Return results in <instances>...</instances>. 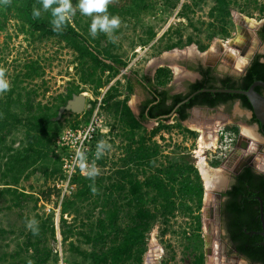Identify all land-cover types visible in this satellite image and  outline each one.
Returning a JSON list of instances; mask_svg holds the SVG:
<instances>
[{
  "label": "trees",
  "instance_id": "trees-1",
  "mask_svg": "<svg viewBox=\"0 0 264 264\" xmlns=\"http://www.w3.org/2000/svg\"><path fill=\"white\" fill-rule=\"evenodd\" d=\"M241 1L214 0L218 16L209 23V26L212 29L217 27L216 34L229 37L227 26L231 11L234 6L242 9ZM248 2L250 5L256 0H248ZM164 4L165 8L176 6L169 2ZM152 9L154 6L148 0H110L107 12L109 16L121 17L130 13L136 16ZM255 9L264 16V7L257 6ZM34 10L40 11L38 17L33 15ZM188 12L194 11L189 5L184 4L181 16L186 17ZM51 21V10L43 8L42 0H0V33L4 32L11 22H15L18 33L28 36L33 41H56L61 45L65 44L66 48L76 53L81 84L93 86L97 95L100 89L110 84L126 68V64L119 57L112 55L108 48H103L104 51L97 48L99 41H95L88 33L89 24L81 27L78 21L72 24L69 20L61 30H53ZM260 36L264 41V28ZM153 37L154 35L150 33V38ZM193 42L190 39L188 44ZM175 48H182V43L169 44L164 50L171 51ZM23 69L25 73L15 75L6 97L0 99V172L4 178H9L5 183L8 188L0 191V195L4 192L11 196L14 207L19 209H23L30 201L37 206L40 200H36L33 195L25 193L24 189L18 187L24 177L26 179L31 175L40 174L45 178L46 183H51L50 185L62 177V153H57L55 144L62 133L60 128L62 122L57 121L58 111L74 95L84 92L79 84L73 82L65 94L57 97L58 105L39 102L37 101L39 91L37 89L29 91L27 88H22L21 84L25 80L35 81L41 78L44 68L37 60H30L25 63ZM106 72L109 74L104 80ZM200 72L203 78L191 84L189 92L185 95H169L166 86L172 81L173 74L166 67L158 69L153 77L154 83L151 77H145L144 80L150 86L145 85V87L153 92L154 98L143 104L139 116H135L128 105L129 98L134 92V83L131 79H127L125 91H121L116 85L104 95L103 108L122 126L126 133L124 138L129 144L125 150L124 165L114 171V177H95V175L74 177L73 184L76 189L63 199L60 210L61 242L62 245L67 243L70 245V252L78 254L84 261H91L90 264H143L147 252L148 234L160 219L168 224L177 213L193 216L197 225L196 237L201 238L202 221L198 213L203 207L205 187L200 171L193 161L190 162V157L183 155L180 157L177 150L165 155L164 146L153 140L161 132L172 128L182 129L191 138H196L198 136L196 133L182 126V123L189 118V110L193 106L232 107L239 102L243 109L253 112L252 105L245 96L207 92L196 95L176 110L175 126L165 124L170 120L168 117L164 119L165 116L173 113L179 103L198 90L246 91L254 82H264V55L257 56L240 78L209 77L210 72L203 68H200ZM256 90L264 94L263 89ZM169 99L172 100L170 104ZM91 104L95 106L96 103L91 102ZM14 109H18L20 113L15 114ZM92 112L93 108L88 115L90 116ZM67 114L73 115L65 113L62 118ZM154 119L158 126L149 132L144 124ZM88 121L89 119L84 120L83 123L74 121L71 127H78ZM254 122L260 124L255 116ZM18 125H22L25 130V140L19 148H16L8 144V139ZM260 127L264 133V126L260 124ZM231 130L238 131L236 127H231ZM111 134V132L105 135L99 134L95 143L110 141ZM161 138L165 140L164 137ZM182 149H184L182 146L178 149L180 154ZM161 158L164 161H161ZM219 165H221L219 161L213 163L215 167ZM60 193L50 186L41 192V198L48 202L51 196L59 198ZM228 194L227 208L232 216L229 232L232 238L239 242L236 246L237 250L254 264H264L260 213L262 202L264 215V176L248 168L237 178ZM85 208L88 210L83 213ZM66 215L75 216V229L64 219ZM38 220L40 223L35 225L38 231L34 234L32 230L27 240L18 245V251L14 254H3L2 260L6 264H49L52 261L55 250L45 243L48 236L52 241L57 240L54 215L48 216L45 220L42 218ZM6 234V230L0 229V236ZM74 237L90 246V251L69 242ZM189 264H204V254L193 257Z\"/></svg>",
  "mask_w": 264,
  "mask_h": 264
},
{
  "label": "rangeland",
  "instance_id": "rangeland-1",
  "mask_svg": "<svg viewBox=\"0 0 264 264\" xmlns=\"http://www.w3.org/2000/svg\"><path fill=\"white\" fill-rule=\"evenodd\" d=\"M78 2L79 0H72L73 8H75L76 11L71 16L70 21L72 24H75V22L78 21L81 27H85L86 24L91 25L92 17L80 13L79 9L76 7ZM148 2L152 3L154 9L143 11L136 16H133L131 13L121 17L117 16L120 18L121 24L120 27L113 32H98V34L93 37L90 34V26L87 25L90 36L95 41H99V47H96L102 51H104L103 48H108L112 55L119 57L120 60L126 64V68L122 73L113 79L110 84L106 85L103 89H100L98 95L93 86L89 84H81L79 76L80 66L76 60V53L69 48H66L65 44L61 45L56 41H33L32 39H29L28 36L18 33V28L16 27L15 22H11L7 29L0 33V72H3L4 77L10 84V88L15 80V75L25 73V70L23 69L25 63L30 60H37L44 68L43 76L35 81L25 80L21 84L22 88H27L29 91L34 89L39 91L37 101L58 105L57 97L65 94L66 90L73 82L81 86L84 94H88L86 97V107L82 114H73L74 116L67 114L65 118L59 120L62 122L60 127L62 132L65 129L70 128L74 121H81V123L86 119H89L90 121L95 113H97L101 120L105 121L108 131L107 133L109 134V132H111L112 136L110 141H96V143L93 144L94 150H91L92 152H90L93 156H90L89 154L88 162L92 163L94 168L92 169L91 175L88 177H91L92 175H95V177H114V171L124 165L123 160L126 156L125 150L129 141L124 138L126 133L122 126L114 119L112 114L103 108L102 102L104 95L112 86L118 85L121 91H125L127 76H130V73H136L138 76H143L146 73L152 74L156 68L153 64L161 57L163 59L164 53L169 52L164 50L169 44L177 42L182 43V48H175L173 49L174 51H186L189 48H193L197 52L195 56L201 55V57H199L200 60H205V54L211 50L215 51L216 54H218V50H222L221 53L223 52V54L227 51H231L232 49L230 45H226V41H230L235 36L234 17L236 14H242L246 18L256 21L259 24L257 28H259L260 25L262 27V24L264 23V16L260 15L255 9L257 6L260 8L264 7V0H256L254 4L250 5L248 0H242V9L237 6L232 8L231 18L229 19L227 26L229 37H223L222 35L216 34V31L218 30L217 27L212 29L209 26V23L213 22L218 16L214 0H148ZM165 2H169L170 4L173 3L176 6L174 8L166 7V9ZM184 4L189 5L194 11L193 13H186V17H183L180 14ZM255 4L257 5L255 6ZM93 15H96V13ZM100 15H103V13H100ZM150 33L154 35L152 39L150 38ZM212 33L214 34L213 36ZM253 34L255 36L256 30H253ZM190 39L194 41L192 44H188ZM260 51L261 53L264 52L262 50ZM174 56L176 57V55ZM238 57L239 56L237 55V58ZM193 58L194 56L189 57L188 63H192V61L195 60ZM218 70L236 76L239 74L235 70L229 69V66L226 64L220 65ZM108 74L109 73L106 72L103 77L104 80ZM174 79L175 81H173V83L176 84L173 85V87H170V89L174 92L185 91L183 82H180L177 86L176 81H179L178 77ZM8 91L0 93V99L6 97ZM134 92L129 98L128 105H130L133 97H137V94L138 97L143 98L144 93L141 89H138L136 93ZM100 100L102 106L99 109L98 106ZM91 102H95V106H93ZM92 108L93 112L89 116L88 113ZM14 113L19 114L20 112L18 109H14ZM23 116L25 118V115ZM250 116V112L243 109L239 103L233 104L232 107L221 106L214 110L197 109L194 111L193 118L182 123L184 128H187L198 135L196 138H191V136L184 133L182 129L172 128L161 132L153 141L164 146L163 151H165V155L177 150V154L180 157H182L181 155L190 157V162L193 161V164L199 170L200 158L197 157L196 152L199 148L198 141L201 136L197 130V128L201 129L199 127L200 123L205 124L204 130L206 132H215L220 126L226 127V131H230L235 135L236 141L233 144H226L224 140H220L218 142L216 153L212 150H206L203 155L207 166L212 169L211 171L215 170L212 173L217 172L221 174L220 176L224 181L219 187L210 189V192L222 191L226 188L232 174V169L226 166V162L232 157V152L237 149L239 136L243 139V142L249 138V140L254 143V150H258L260 143L264 142L257 130V126L249 125L244 122L245 120H248ZM233 120L238 122L237 125L239 128L237 129V132L231 130L232 124L234 123ZM165 124L175 126L176 121L170 119ZM144 126L147 131L151 132L158 126V123L147 122ZM250 132H254L255 137L250 136ZM161 137H164L165 140H162ZM24 140L25 130L22 125H18L17 129H14L12 135L9 137L8 144L19 148ZM101 143L103 144V148L99 147ZM180 146L184 147L181 154L178 150ZM93 151L96 152L93 153ZM224 154L227 155L226 158ZM174 158H176V155ZM161 161H164V159L161 158ZM215 161H219L221 165L217 167L213 166ZM7 181H9V178H4L0 172V191L8 188V186H5ZM204 182L205 181H203V183ZM50 184L51 183H46L45 178L40 174L31 175L26 179L24 177L21 180L18 187L24 189L25 193L33 195L36 200L40 199L37 206H35L33 201H30L23 209H19L14 207L11 196L4 192L0 195V229L6 230L7 232L6 235L0 236V264H6V262L2 260L3 254H14L19 250L18 245H21L27 240V236L33 230L27 227L29 220H35L38 224L40 223L38 220L39 218L45 220L48 216L54 215L57 235L58 233L60 235L61 214L59 206L66 196L65 198H62V193H60L59 198L57 196H51L48 202L45 201L44 198H41V192L47 187H53ZM11 188H14V186H11ZM206 203L207 198L204 195L203 207L198 213L201 216L202 221L200 239H197L196 237L197 225L193 216L177 213L175 217L169 220L168 224H165L163 219H160L148 234L147 252L143 258V264H147L149 253L154 245L159 246L162 250V254L158 259L159 264H189L193 257L204 254V236L207 230L208 233L211 230L208 225L209 219L204 214V205ZM9 207L13 208L11 209ZM87 210L88 209L85 208L82 212L85 213ZM74 217L75 216H64V219L67 220L68 224L72 225L71 227H73V229H75ZM75 225L78 227V223ZM61 238L60 235L56 241H52L48 236L45 245L53 248L55 252L57 251V254L54 252L52 261L49 264L91 263V261H84V259L78 254L70 252V245L68 243L62 245ZM69 242L74 243L76 246H81L83 250L90 251V246L79 242L76 237L71 238ZM217 246L218 243L215 241L213 247L214 253L217 251ZM216 257L215 254V258ZM215 264H219L218 259H216ZM239 264H243V262H240Z\"/></svg>",
  "mask_w": 264,
  "mask_h": 264
},
{
  "label": "flooded vegetation",
  "instance_id": "flooded-vegetation-1",
  "mask_svg": "<svg viewBox=\"0 0 264 264\" xmlns=\"http://www.w3.org/2000/svg\"><path fill=\"white\" fill-rule=\"evenodd\" d=\"M235 19V17H234ZM235 19L234 20V25H235V36L233 38H235L237 35H238V29H237V26H241L243 27V23H241V21H237ZM253 23H256V25L258 24L256 21L252 20ZM256 25L253 24V26L250 24V26L254 27V28H250V27H246V29L249 31L250 34H252V36L254 38H257L254 39L253 38V50L256 51L255 55H254V59L257 57V56H261V55H264V52L261 53L260 50L264 51V41L262 40L260 34H261V30L264 28V23L262 24V27L260 25L259 28L256 27ZM253 30H256V34L254 36L253 34ZM232 38V39H233ZM259 40V42H258ZM229 41H226V45H229L228 44ZM218 51H222V50H218ZM219 58L215 57L214 55L210 54L207 55L205 54V60L203 59H199L200 56H194L193 59H195L194 61H192V63H188V62H185L183 63V68H185L187 71H190L194 74L197 75V77H195V80H191V79H184L183 81V86L185 87V91H181V92H174L173 90L170 89V85L173 83V81H175L174 79V72L172 69H170L172 71V74H173V78H172V81L170 82L169 85L166 86V89L169 90V95L170 96H174V95H178V94H187L189 92V88H190V85L191 84H195L197 81L201 80L203 78V75L202 73L200 72V68H203L205 69L207 72H210L208 73L209 77L210 76H214L216 78H219V79H223L224 77L226 76H230V77H233V78H240L242 77L243 75H240L238 74L237 76L236 75H231L229 73H226V72H221V70H218V67L222 64H226L229 67V69H232V70H235L234 69V62L232 61H229L227 60L226 58V55L223 54V53H220L219 54ZM235 57V61L236 59L238 60L239 63H241V60L240 58L238 59L236 55H233ZM198 57V58H197ZM214 59H217V61H215ZM253 59V60H254ZM231 60H234L231 58ZM253 62V61H252ZM251 62V63H252ZM251 63L250 65L248 66V68L246 69V71L249 69V67L251 66ZM214 64V65H212ZM163 68V67H161ZM160 69V68H158ZM158 69L156 70V72L158 71ZM126 72V71H125ZM155 72V74H156ZM246 73V72H245ZM132 76V77H130ZM130 76L128 75L127 76V79H131L134 83V90L136 88V86L140 87L141 91L145 92L148 96V98L146 100H144L145 102L149 99H153V92L151 93L149 91V89L147 90L145 85L150 87L148 82H146L144 80L145 77H151L153 79L152 83H154V78L151 76V74H145L143 75L142 77H139L137 75H135L134 73H130ZM173 87V86H171ZM151 89V88H150ZM151 91H154L151 89ZM143 102L140 107H139V114L141 113V108L143 106V104L145 103ZM172 102V100L169 99V104ZM157 102H155L156 104ZM236 103H239V102H236ZM240 104V103H239ZM226 107L227 105H220L218 107ZM241 106V104H240ZM218 107H215V108H209V107H205V106H193L190 110H189V119H191L193 116H194V111L197 110V109H206V110H214ZM228 107V106H227ZM249 111V110H247ZM251 116L248 120H245L244 122L249 124V125H256L257 126V130L258 132L260 133L261 137L263 138L264 140V133H263V130L261 129L260 127V124L254 122V114L253 112L249 111ZM176 112L170 114L169 116H165L166 118L168 117L169 119H174L176 117ZM164 117V118H165ZM186 120V121H187ZM151 121H156L155 119L154 120H151ZM151 121H148L151 122ZM233 124H232V127H236L237 129L239 128V126L237 125V121L236 120H233ZM201 128V127H200ZM198 132H202L200 134H202L201 136H205L204 138H206V140H209V138H212V137H209L210 134H213V137L214 139H216V143H217V138H216V133L215 132H206L204 130V128H201L199 130V128H197ZM200 136V138H201ZM199 138V140H200ZM213 139V138H212ZM232 141V140H231ZM236 140L234 139L232 141V144L235 142ZM199 142V141H198ZM237 145L239 146L242 154L241 156L238 158V160L236 161V165L235 164H232V174H231V177L227 183V186L224 190L222 191H218V192H211L209 195H208V198H207V203L214 208V213L212 214L211 213V217L209 219V224L211 225H215L214 222L216 223L218 221L219 223V227H218V230H219V239H218V248H217V251L214 253V250L213 248H211V254L210 256L208 257L207 256V251H206V242H205V239H204V264H215L216 262V259H218L219 261V264H239L240 262H243V264H254L253 262H251L249 259H247L245 256H243L241 253H239V251L237 250L236 246L237 244H239L238 241H235L233 238H232V234L229 232V228H230V223L232 221V216L231 214L229 213L228 211V208H227V203H228V200H229V191L231 190V188L235 185L236 181H237V178L240 177L241 173H243L246 169L250 168L252 169L255 173L257 174H261L264 176V142L263 143H260L259 145V148L258 150H254L253 149V145L254 143H252L251 140H249V138L246 139V141L243 142V140L241 139V137L239 136L238 138V141H237ZM216 147V146H215ZM237 151V149L235 151L232 152L231 156H233V154ZM205 158V157H204ZM231 161V160H230ZM206 162V161H205ZM227 164H229V160L226 162ZM263 167V168H262ZM200 170V169H199ZM205 183V182H204ZM223 183V182H222ZM205 186H206V183H205ZM219 198V199H218ZM217 206L219 207V210H220V213H219V216L216 215V209H217ZM209 225V226H210ZM217 232V231H215ZM206 235V233H205ZM263 246H264V242H263ZM158 248L159 246L157 245H154L152 250L155 249V248ZM161 254H162V250H161ZM215 254H216V258H215ZM161 256V255H160ZM160 258V257H159ZM158 258V259H159ZM148 260V259H147ZM144 262V261H143ZM157 264L158 263V260H157Z\"/></svg>",
  "mask_w": 264,
  "mask_h": 264
},
{
  "label": "water",
  "instance_id": "water-1",
  "mask_svg": "<svg viewBox=\"0 0 264 264\" xmlns=\"http://www.w3.org/2000/svg\"><path fill=\"white\" fill-rule=\"evenodd\" d=\"M235 19L238 22L241 21V23H243V27H241L239 25L237 26L238 35L235 38L231 39L228 42V44L230 45L231 49H235L239 53L241 63H239L237 59L235 61V57L233 56L235 54H233L231 51H227L224 54L226 55L227 60L234 62L235 71L238 72L240 75H243V74H245L246 69L248 68L250 63L253 61L254 55L256 53V51L253 50V38L254 37L246 29L247 26L250 27V22L252 20L244 17L242 14H236ZM254 39L257 40V38H254ZM258 42H259V40H258ZM220 53L221 52L219 51L218 54H216L215 51L211 50L207 53V56L212 54L215 57L219 58ZM231 58L234 60H231ZM214 60L217 61V59H214ZM212 65H214V64H212ZM257 88H261L264 90V82L256 81L246 91L245 90H237V89L236 90L235 89H201V90L194 92L189 97H187L185 100H183L181 103H179L175 107L173 113L176 112V110L179 107L186 104L193 97H195L196 95H198L200 93L211 92V93L236 94V95H242V96L247 97V99L249 100V102L252 105L253 114L255 115L258 122L262 126H264V94L257 92V90H256ZM86 103H87V99H86V96L84 95V93L74 95L73 98L71 100H69L65 106L60 107V109L58 111L57 120L59 121L62 118L63 114H65V113H72L74 115L82 114L85 110ZM164 119H166V117ZM154 122H157V121H154ZM241 154H242V152L238 146L237 151L229 159V164L226 163V166L232 168L233 162L236 159H238L241 156ZM203 181H204V179H203ZM210 193H211L210 190L208 191L207 187L205 186V193H204L205 197L208 198V195ZM260 208H261L260 213H261V227H262L261 235L263 237V242H264V215H263V204H262V202H261ZM211 213L212 214L214 213V208L210 205V203L209 204L206 203L204 205V214L207 216L208 219H210ZM215 213L217 216H219L220 210H219L218 206H217ZM214 224L215 225H212V223H211V225L208 224V225H210L209 227L211 228V230L209 233L207 232L208 231L207 230L206 235L204 236V239H205V242L207 245V247H206L207 252L206 253H207L208 257L210 256V254L212 252L211 248L214 247L215 241L218 242V239H219V230H218L219 223L217 221L216 223L214 222ZM215 231H217V232H215Z\"/></svg>",
  "mask_w": 264,
  "mask_h": 264
},
{
  "label": "built area",
  "instance_id": "built-area-1",
  "mask_svg": "<svg viewBox=\"0 0 264 264\" xmlns=\"http://www.w3.org/2000/svg\"><path fill=\"white\" fill-rule=\"evenodd\" d=\"M101 106L100 100L99 109ZM107 132L105 121L95 113L88 123L67 128L58 136L55 144L57 153H62V177L56 180L52 186L62 193V198L74 192L76 187L73 184V179L75 176L88 177L91 175L94 166L88 162V157L92 145L99 134L105 135L108 134ZM216 138V147L209 149L214 153H216L220 140H224L226 144H232L236 137L230 131H226L225 127H219L216 131ZM224 156L226 158L227 155L224 154ZM60 208L61 204L59 210Z\"/></svg>",
  "mask_w": 264,
  "mask_h": 264
},
{
  "label": "clouds",
  "instance_id": "clouds-1",
  "mask_svg": "<svg viewBox=\"0 0 264 264\" xmlns=\"http://www.w3.org/2000/svg\"><path fill=\"white\" fill-rule=\"evenodd\" d=\"M109 2L110 0H79L76 6L81 14L92 17L90 34L93 37H95L98 32L110 33L120 27V18L117 16H109L107 12ZM42 3L45 10H51L53 30H61L76 11V9L73 8L71 0H42ZM53 5L55 6L53 7ZM94 13H96V15H93ZM100 13H103V15H100ZM33 15L38 17L40 11L34 10ZM9 88L10 84L8 80L4 77L3 72H0V93L7 92ZM99 147L103 148V144L101 143ZM36 224L37 222L35 220H29L27 223V227L33 229L34 234L38 231V228L34 227ZM58 236H60L59 233L57 239Z\"/></svg>",
  "mask_w": 264,
  "mask_h": 264
},
{
  "label": "bare ground",
  "instance_id": "bare-ground-1",
  "mask_svg": "<svg viewBox=\"0 0 264 264\" xmlns=\"http://www.w3.org/2000/svg\"><path fill=\"white\" fill-rule=\"evenodd\" d=\"M250 24L252 26H253V24L256 25V23H253V21H251ZM258 25L259 24H257L256 27H258ZM252 26H250V27L251 28H254ZM231 52L233 54L239 56L238 52L235 49H232ZM235 52H237V53H235ZM172 53L173 54L171 56L176 55V57H180V55L181 56L185 55V56L192 57V56H195L197 54V52L193 48H189L186 51H177V50H175ZM84 95L86 97L88 96V94H86V93ZM249 135L255 137L254 132H252V133L250 132ZM204 137L205 136H203V137L200 138V140L198 142L199 143V148H198V150H197L196 153H197V157L200 158V163H199L200 172L202 173V176H203V179H204V181L206 183L207 189L210 190V189H214L216 187H219L222 184V182H224V181L222 180V177L220 176L221 174H219L217 172L216 173H212L215 170L214 171H211L212 169H210V167L207 166V164L205 162V158L203 157V155L205 154V151L206 150L215 148V146H216V139H214L213 134H210L209 135V137H212L213 139L212 138H209V140H206V138H204ZM237 160L238 159H236L233 162V164H235ZM160 255H161V248L160 247H158V248L156 247L155 249L151 250L150 253H149V256H148L147 264H157V260L160 257Z\"/></svg>",
  "mask_w": 264,
  "mask_h": 264
},
{
  "label": "crops",
  "instance_id": "crops-1",
  "mask_svg": "<svg viewBox=\"0 0 264 264\" xmlns=\"http://www.w3.org/2000/svg\"><path fill=\"white\" fill-rule=\"evenodd\" d=\"M174 51V50H173ZM173 51H169V52H166L164 53V58L162 59V57L160 59H156L155 62L153 65H155L154 67H156L154 69V72L151 74L152 77L155 76V72L158 68H161V67H168L170 69L173 70L175 76L174 78L178 77V80L179 81H176L177 82V86L179 85V83L181 81H183L184 79H194L195 77H197L196 74L190 72V71H187L185 68H183V63L185 62H188L189 61V57L190 56H181L180 57H175V56H171L170 54H173L172 52ZM207 55V54H206ZM208 57V56H207ZM178 69V70H177ZM180 69V70H179ZM148 74V73H146ZM145 75V74H144ZM139 77H142V76H139ZM195 80V79H194ZM176 83H172L169 87L175 85ZM138 89H140V87L136 86L135 88V92L136 93L138 91ZM143 98L141 97H138V94H137V97L136 98H132L133 100L131 101L130 103V108L132 109V112L135 116H139V107L140 105L145 102L144 100H146L148 98L147 94L145 92H143ZM193 118V117H192ZM154 121H151V123H153ZM150 123V122H149ZM154 123H157V122H154ZM195 123V122H193ZM199 125V124H197ZM199 127L201 128H204L205 129V124L204 123H200Z\"/></svg>",
  "mask_w": 264,
  "mask_h": 264
}]
</instances>
